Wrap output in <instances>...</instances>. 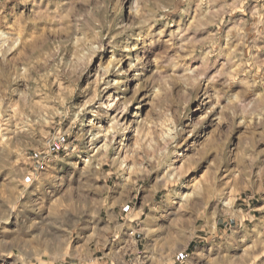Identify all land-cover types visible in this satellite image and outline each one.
Listing matches in <instances>:
<instances>
[{
    "label": "clouds",
    "instance_id": "obj_1",
    "mask_svg": "<svg viewBox=\"0 0 264 264\" xmlns=\"http://www.w3.org/2000/svg\"><path fill=\"white\" fill-rule=\"evenodd\" d=\"M0 264H264V0H0Z\"/></svg>",
    "mask_w": 264,
    "mask_h": 264
}]
</instances>
